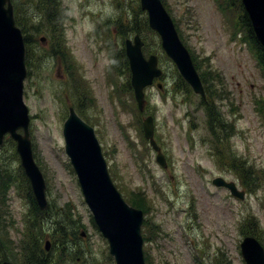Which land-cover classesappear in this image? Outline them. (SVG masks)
I'll use <instances>...</instances> for the list:
<instances>
[{"label": "rangeland", "instance_id": "1", "mask_svg": "<svg viewBox=\"0 0 264 264\" xmlns=\"http://www.w3.org/2000/svg\"><path fill=\"white\" fill-rule=\"evenodd\" d=\"M15 1L20 9V14L14 9L16 23L34 35L28 60L26 53L24 102L50 209L35 217L19 180L0 185V232L10 237L11 252L19 257L18 263L8 257L6 261L26 264L23 255L29 249H21V240L26 246L34 230L42 247L51 242V261L116 264L107 240L92 222L65 152L63 126L73 107L95 129L123 198L145 199V223L153 225L144 243L149 264H246L240 243L249 218L257 221L264 239V72L253 39L232 25L240 15L239 0L235 5L222 0L227 13L216 0H162L196 69L198 65L200 73H206L204 87H210L215 74L222 97L212 102L208 95L204 100L196 94L148 24L137 34L145 43L144 53L148 51L145 56L159 57L164 76L145 90L144 111L138 109L125 59L126 41L137 35L134 18L146 17L148 23L140 0H58L63 44L43 20L36 0ZM150 116L166 167L157 162V152L144 135L143 124ZM16 147L7 135L0 164L20 178ZM239 163L252 169L255 183L242 178ZM218 177L246 191V199L240 201L213 185ZM59 226L65 227L62 236L56 231ZM59 244L67 247L60 249Z\"/></svg>", "mask_w": 264, "mask_h": 264}, {"label": "water", "instance_id": "2", "mask_svg": "<svg viewBox=\"0 0 264 264\" xmlns=\"http://www.w3.org/2000/svg\"><path fill=\"white\" fill-rule=\"evenodd\" d=\"M242 3L256 38L264 47V0H242ZM140 4L141 9L147 13L149 27L159 35L161 47L168 58L174 62L180 75L194 92L205 99L200 75L162 0H140ZM143 47L144 41L138 34L133 40L126 42L131 85L140 111H144L145 90L163 75L158 67L157 55L146 58ZM27 75L26 45L22 31L16 24L12 0H0V149L7 135L16 142V150L36 203L41 210H46L47 185L34 156L29 109L24 102V82ZM159 87L161 88V84ZM143 126L145 138L157 152V162L166 167L164 154L155 140L154 118L148 117ZM63 136L65 152L77 174L85 203L92 212L99 231L109 242L110 254L116 264H146L142 236L144 213L125 201L110 176L95 129L73 107L64 123ZM213 184L227 188L240 200L245 199V192L239 191L234 182L218 177L213 180ZM50 246V241H47V251ZM240 249L246 264H264V246L256 237L245 236ZM0 264L13 263L4 261Z\"/></svg>", "mask_w": 264, "mask_h": 264}, {"label": "trees", "instance_id": "3", "mask_svg": "<svg viewBox=\"0 0 264 264\" xmlns=\"http://www.w3.org/2000/svg\"><path fill=\"white\" fill-rule=\"evenodd\" d=\"M12 2H13V5H14V2H15L16 5H14V9H16L18 11V14H20V9H19V7L17 5V2L15 0H12ZM234 2H235V0H230L228 4L232 3V5H235ZM216 3H217V5H220V7H222V0H216ZM35 5L37 6V10L39 11V13L43 14V20L46 22V24L49 27V29L53 33H56V34L58 33V36H59L58 39L60 41V44H63V38L61 37V36H63V34H62L63 33V31H62V21H63V19H62L61 13L59 11L58 0H36ZM236 6L239 8L240 15H239L238 21L234 20L232 22V25L235 23L236 26H240L241 28H243V30H245L247 32L248 36L251 39H253L254 43H253L252 40H251V42L258 47V53L260 52L259 53V58H260L261 64H263L262 69H263V72H264V49L257 43V40H256L254 32H253V28H252V25H251V21L249 19V16L247 15V13L244 10V7L242 5L241 0H239V3H237ZM222 8L225 9L224 7H222ZM227 12H228L227 9H225L224 13H227ZM227 16H228V14H227ZM53 19H55L56 22L52 23ZM20 25H21V29H22L23 33L25 34V42H26L27 50H29L31 44L33 43L32 42V37L34 35H33V33L29 32V30L23 24H19L18 26H20ZM134 25H137V28H134V31L136 32L135 34L141 33V30L143 28L144 29L147 28V26H148L147 18L145 17V19L139 20V19H137V17H135L134 20H133V26ZM144 48H145V46H144ZM144 48H143V52H144ZM145 53H148V51L145 50ZM125 59H126V62H127V60H128L127 57ZM27 60H28V52H27ZM27 63L29 64V61H27ZM126 68L128 69V73H129L128 63H127V67ZM197 68L200 70L198 65H197ZM199 74L201 76V79H202L203 83L205 84L206 81H208L205 78L206 76H204L206 73L205 74L204 73H200V71H199ZM210 74H211L210 72H207V75H210ZM216 78L217 77L215 76V74H212L211 79H210L211 84L208 82V84L213 89V91L210 89V87L209 88L208 87L205 88L206 94L211 98L212 102L214 101V97L215 98H221L222 97V95L218 93V90L216 88L217 87L216 83L220 82V80L218 79V81L216 82V80H217ZM212 83H214V88L212 86ZM227 98L229 99L228 96H227ZM237 170H238V172H241L242 178L243 179L244 178L247 179L249 181V183H251V185L258 180V178L254 179L255 174L252 171V169L251 168L247 169L241 163L238 164V169ZM109 172H110V170H109ZM21 173L22 174H21L20 178L19 177H15V176L11 175L8 172V169L6 167H4V166H2L0 164V185L5 183V181L8 184L13 185L15 179L19 180L21 186L26 188V193L28 194L26 196L30 200V203L34 206V208L36 210L35 217H40L42 215H45V214L49 213L50 205L47 208V210H45V211H42V210L39 209V207L37 206V203H36V201L34 199L33 193H32V191L30 189L28 179L25 176L24 171H22V169H21ZM243 179H241V180H242L244 186L246 188H248L249 185H245V181H243ZM141 194H144V193H141ZM143 197L145 198V196H143ZM144 200L142 202L139 198H137V199H130L129 198L128 200H125V201H127L128 204H130L133 207L142 209L144 214H146V206H145ZM253 220H254L253 218H249L245 222V226L242 229V234L244 236H246V235L255 236L261 242V244L264 246V242H263L264 239H262L260 237V230H258L259 229V225L256 224L257 221L254 222ZM92 222H93L94 225H96L94 223V219L93 218H92ZM144 223H145V220H144ZM63 227L64 226H59V228H57V230H56L57 233L61 232V236L63 235L62 232L64 231V228H65V227L64 228ZM147 228L149 229V231H147ZM144 231H145V234H146V235L145 234L143 235V239H144V243H145V242L149 241L146 238V237H148L147 233H151L153 231V225L150 222H148V220L146 221V223L144 225ZM61 236H59V237H61ZM21 243H22L21 249L23 251H24V248L25 249H29V252H27V253H25L23 255L24 263H26V264L27 263H30V264H63V262H62L63 259L62 258H61L60 261H57V262L56 261H51L49 258H47L48 256H47V251L45 250V246L44 247L41 246L42 238H40V237L37 238V234H36V232L34 230H30L27 245L25 246L24 241L22 242V240H21ZM11 247H12V245H11L10 237L8 235H4L3 234V230H2L0 232V256L4 260H6V258L8 257V258H11L13 261L18 263L19 257L17 258L14 255V253L11 252ZM66 247L67 246L65 244H59V248L60 249H65ZM5 248H6V250H5ZM5 251L6 252L9 251V253L6 255ZM144 254H145V252H144ZM33 258L35 260L34 263L30 262V260H32ZM145 261H146V264H149V261H148V259L146 257H145Z\"/></svg>", "mask_w": 264, "mask_h": 264}, {"label": "flooded vegetation", "instance_id": "4", "mask_svg": "<svg viewBox=\"0 0 264 264\" xmlns=\"http://www.w3.org/2000/svg\"><path fill=\"white\" fill-rule=\"evenodd\" d=\"M155 82H156V81H155ZM154 84H155V83H154ZM33 196H34V194H33ZM34 199H35V197H34ZM47 199H48V197H47ZM35 201H36V200H35ZM49 205H50V204H49V201H48V207H49ZM48 207H47V208H48ZM102 236H103V235H102ZM50 243H51V242H50ZM45 250H46V248H45ZM50 250H51V246H50ZM50 250H49V251H50ZM46 251H47V250H46ZM49 251H47V252H49Z\"/></svg>", "mask_w": 264, "mask_h": 264}]
</instances>
